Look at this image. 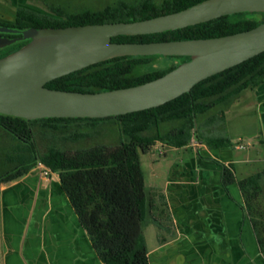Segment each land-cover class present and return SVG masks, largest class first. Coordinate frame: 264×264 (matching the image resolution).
<instances>
[{
  "label": "trees",
  "instance_id": "1",
  "mask_svg": "<svg viewBox=\"0 0 264 264\" xmlns=\"http://www.w3.org/2000/svg\"><path fill=\"white\" fill-rule=\"evenodd\" d=\"M203 1H119L100 10L84 9L76 13L64 11L56 5H50L48 11L20 6L12 21H5L0 15V26L24 31L137 22L180 12ZM262 23L263 13H242L176 31L119 36L112 41L150 43L210 39L249 31ZM19 36L11 34L6 37L13 39ZM28 42L0 49V58L19 50ZM158 58H163L169 66L158 68L155 64ZM187 61L188 57L114 58L56 79L46 87L81 93L129 88L156 80ZM263 82L264 53L199 83L190 93L150 110L104 119L49 118L30 121L0 115V185L6 186L22 179L41 163L50 174L59 177L104 264H150L144 224L152 204L148 197L142 154L149 153L158 143L176 149L189 146L193 140L211 149L231 146L228 137L201 133V123L208 127L224 122L226 107L243 91L255 89ZM217 109L219 114H214ZM110 122L118 130L117 144L100 143L75 150L52 146L41 152L34 130L40 125L50 135L73 129L75 131L66 140L80 142L90 137L89 133L80 129L100 127ZM224 181L235 182L231 170L225 169ZM238 186L264 253V171L239 180Z\"/></svg>",
  "mask_w": 264,
  "mask_h": 264
},
{
  "label": "crops",
  "instance_id": "2",
  "mask_svg": "<svg viewBox=\"0 0 264 264\" xmlns=\"http://www.w3.org/2000/svg\"><path fill=\"white\" fill-rule=\"evenodd\" d=\"M251 111L256 123L252 135L264 148V82L236 98L225 110L224 125L231 115L241 118ZM223 135L231 146L181 148L194 153L188 163L169 164L165 158L171 147H154L163 150L154 161H164L153 170V184L146 178L152 204L148 223L153 237L144 233L150 264H264L238 186L239 180L264 171L248 170L262 160L256 154L235 158L232 133L227 128ZM225 169L233 173L234 183H225ZM0 264H104L56 174L36 167L22 179L0 185Z\"/></svg>",
  "mask_w": 264,
  "mask_h": 264
},
{
  "label": "water",
  "instance_id": "3",
  "mask_svg": "<svg viewBox=\"0 0 264 264\" xmlns=\"http://www.w3.org/2000/svg\"><path fill=\"white\" fill-rule=\"evenodd\" d=\"M263 13L264 0H205L180 12L137 22L67 28L0 26V49L29 41L0 58V115L39 120L104 119L163 106L199 83L264 53V23L210 39L150 43H116L119 36L152 35L207 23L225 16ZM127 56L188 57L166 75L134 87L99 93L49 89L56 79L114 58Z\"/></svg>",
  "mask_w": 264,
  "mask_h": 264
},
{
  "label": "rangeland",
  "instance_id": "4",
  "mask_svg": "<svg viewBox=\"0 0 264 264\" xmlns=\"http://www.w3.org/2000/svg\"><path fill=\"white\" fill-rule=\"evenodd\" d=\"M119 1L134 2L137 0H0V14L6 20H13L15 16V10L19 6H32L39 10H49L50 5L61 6L64 11L70 13L80 12L84 9L100 10L105 8L107 5L117 4ZM162 1V0H158ZM156 66L158 68H165L169 66L168 62H165L163 58H158L156 60ZM236 100V98L230 103V105ZM229 105V106H230ZM228 106V107H229ZM226 107V109L228 108ZM254 110V108H251ZM214 114H219L217 109ZM251 112H245L241 118L231 115L228 125H224V122L217 123L212 126H203L201 123L200 131L206 135L224 136L225 130L232 133V138L234 140L232 151L235 158H249L254 157L255 154L262 162H258L256 165L248 167L250 172H256V170H264V148L260 145L259 137H254L252 133L256 129V123L254 118L250 115ZM36 133V141L41 152L46 151L49 147L58 146L64 149L75 150L81 147H88L94 144L106 143V144H117L119 142V134L116 125L110 122L106 125L95 128L80 129L82 132L90 134V137L85 138L80 142L67 141L69 135L75 130H65L59 132H52V134H46L40 125L34 128ZM254 134V133H253ZM194 142L199 143L196 140ZM192 141V142H193ZM192 144V143H191ZM4 146V145H3ZM240 146L242 148H240ZM161 151L162 147H159ZM159 148H153L149 153L142 154V165L146 174L148 185L153 184L155 177L153 176V170L158 169V164L162 163L164 159L154 161V159H160L162 156L159 155ZM0 151H2V132L0 131ZM257 152V153H256ZM167 161L169 164H181L191 162L194 155L193 151L190 149H180L178 151L167 148ZM2 161V160H1ZM157 165V166H156ZM38 168V166H37ZM159 170V169H158ZM160 176L166 177L165 171H158ZM249 216V215H248ZM250 217V216H249ZM150 216L148 214L146 222L144 224V233L146 237L151 239L153 228L149 226ZM155 231V230H154Z\"/></svg>",
  "mask_w": 264,
  "mask_h": 264
},
{
  "label": "built area",
  "instance_id": "5",
  "mask_svg": "<svg viewBox=\"0 0 264 264\" xmlns=\"http://www.w3.org/2000/svg\"><path fill=\"white\" fill-rule=\"evenodd\" d=\"M192 145H193L194 147H196L198 144H197V142H194V141H193V142H192ZM240 148H242V147L240 146ZM159 154H161L160 151H159ZM38 168L43 169L46 175H49V174H50V172L47 171L41 163L38 164Z\"/></svg>",
  "mask_w": 264,
  "mask_h": 264
},
{
  "label": "flooded vegetation",
  "instance_id": "6",
  "mask_svg": "<svg viewBox=\"0 0 264 264\" xmlns=\"http://www.w3.org/2000/svg\"><path fill=\"white\" fill-rule=\"evenodd\" d=\"M20 7V6H19ZM29 7H32V6H29ZM34 8V7H33ZM17 10V9H16ZM16 10H15V13H16ZM1 15V14H0ZM2 17V19H4L5 21H12V20H6L4 17H3V15L1 16ZM9 35H11V34H5V33H2V37H6V36H9ZM6 38H8V37H6ZM11 39V38H10ZM3 49H5V48H3Z\"/></svg>",
  "mask_w": 264,
  "mask_h": 264
}]
</instances>
